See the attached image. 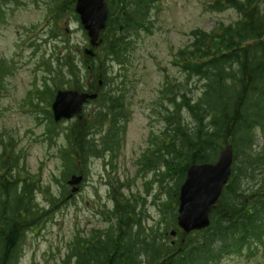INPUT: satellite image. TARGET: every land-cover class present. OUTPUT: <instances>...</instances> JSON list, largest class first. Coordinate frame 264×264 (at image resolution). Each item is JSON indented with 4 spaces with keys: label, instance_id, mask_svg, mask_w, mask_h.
Listing matches in <instances>:
<instances>
[{
    "label": "trees",
    "instance_id": "1",
    "mask_svg": "<svg viewBox=\"0 0 264 264\" xmlns=\"http://www.w3.org/2000/svg\"><path fill=\"white\" fill-rule=\"evenodd\" d=\"M23 1L0 0V22L8 15V5L21 6ZM51 1L49 16L54 25L48 35L57 39L65 34L61 24L65 16H74L77 22L80 18L76 0ZM107 1L109 20L101 33L102 44L94 49L95 56L83 51V65L65 41L60 53L43 57L37 64L47 75L30 96V108L40 109L48 121L43 137L52 141L60 123L52 110L58 92L74 89L98 95L92 102L99 104L93 116L75 119L66 133L67 145L60 151L63 186L68 194L72 176L85 173L91 148L88 139L105 140L106 148L119 139L126 144L128 76L124 71L113 74L111 65L126 69L135 36L152 31L153 14L162 0ZM206 2L207 11L234 9L239 19L217 21L211 31L198 28L191 32V41L179 48L173 60L186 79L167 76L160 103L153 107V115L164 127L150 134L148 153H139L137 173L145 178L154 172L149 175L146 193L157 188L154 204L158 223L144 227L143 221L150 215L147 198L138 192L134 202L124 199L119 207L105 211L108 227L75 240L62 264H220L230 253L248 259L264 255V147H254V130L264 125V0ZM5 68H0V80ZM194 79L204 85L197 98ZM4 89L0 84V94ZM228 143L235 152L233 175L212 211L211 225L185 238L177 221L180 190L188 170L194 164L216 162ZM21 164L14 141L3 142L0 264H18L26 233L41 226L49 214L35 201L40 184L28 179L32 176L22 177ZM174 232L178 239L173 238Z\"/></svg>",
    "mask_w": 264,
    "mask_h": 264
},
{
    "label": "rangeland",
    "instance_id": "2",
    "mask_svg": "<svg viewBox=\"0 0 264 264\" xmlns=\"http://www.w3.org/2000/svg\"><path fill=\"white\" fill-rule=\"evenodd\" d=\"M206 3V0H162L153 14L152 31L135 36V48L126 69L116 63L111 65L113 74L124 71L128 76L126 110L130 122L123 138L127 140L129 151L140 153L146 149L150 134L164 127L152 110L160 103L167 76L174 80L186 79L173 60L179 48L191 41V32L198 28L211 31L217 21L230 23L239 19L234 9L209 12L205 9ZM51 5V0H24L21 6L8 5V15L0 22V68L6 66L0 80L5 87L0 94V148L3 142L14 141L15 150L21 156L24 171L21 175L32 176L28 179L40 184L35 191V201L49 212L41 226L26 233L18 264H62L75 240L90 237L94 230L108 227L104 205L109 203L110 181L103 168V159L93 160L90 181L84 183L83 189L74 195L76 200L71 201L73 198L67 191L65 193L63 186L64 164L60 151L67 145L66 133L71 131L75 119L55 126V139L48 141L43 137L48 121L40 109L30 108V96L33 97L37 87L43 85L47 75L37 65L41 59L60 53L65 47L64 42L69 41L84 65L82 52L89 45V37L74 16L64 17L61 23L63 37L49 39L48 32L54 25L49 16ZM203 86L202 80L194 79L192 88L196 98L202 93ZM98 106V103L88 104L83 117L85 114L93 116ZM254 136L255 149H262L264 125L255 128ZM127 156L125 153L121 162L125 164L120 169L128 172ZM240 160L242 155L238 165ZM144 182L145 178H140L137 186L138 192L147 198L150 218L145 219L143 225L149 229L160 219L154 204L158 193H155L157 188L146 193ZM170 241L172 239L167 240ZM220 264H264V255L248 259L245 255L230 253Z\"/></svg>",
    "mask_w": 264,
    "mask_h": 264
},
{
    "label": "water",
    "instance_id": "3",
    "mask_svg": "<svg viewBox=\"0 0 264 264\" xmlns=\"http://www.w3.org/2000/svg\"><path fill=\"white\" fill-rule=\"evenodd\" d=\"M76 2V12L92 46L86 49L85 53L88 56H95L93 49L102 44L100 35L106 29L109 19L107 0H76ZM96 98L97 94L80 93L77 90H60L53 103L56 122L71 120L81 115L85 104ZM233 165L234 147L226 144L216 162L194 164L189 168L179 196L178 224L185 235L209 228L212 211L231 179ZM82 180V176H73L69 184L79 185Z\"/></svg>",
    "mask_w": 264,
    "mask_h": 264
},
{
    "label": "flooded vegetation",
    "instance_id": "4",
    "mask_svg": "<svg viewBox=\"0 0 264 264\" xmlns=\"http://www.w3.org/2000/svg\"><path fill=\"white\" fill-rule=\"evenodd\" d=\"M90 143V147L88 148V160L87 164L84 170V181L83 185L81 186V190L84 187V183H88L91 179V171H92V163L95 158L103 159V168L105 169L106 173L109 175V185H110V190H109V198L108 201L109 203H106L104 205L105 209H111L114 210L115 208L119 207V203L124 201V199L131 200V202L135 201V195L138 193V184L140 180V175L137 173L138 168H139V162H138V156L139 152H136L134 150L129 151L127 148V141L126 144L124 145L125 141L122 139H119L118 141L115 142V144L110 147L106 148L105 140L98 139V138H90L88 139ZM150 141H148L149 143ZM147 148L142 150V152L148 153ZM125 153L128 155L129 161L126 163L128 164V172L121 170L120 166H123L125 162H122V158L125 157ZM102 162V161H101ZM126 168V167H125ZM119 169V170H118ZM154 172L152 171L149 173L151 176ZM77 175V174H76ZM149 175L145 177V186H146V180H149ZM149 183V182H148ZM74 187H71L69 190L70 197L73 199L71 201L76 200V196L72 195ZM152 189H155L152 188ZM151 189V190H152ZM117 195V198L115 197ZM179 236L178 234L174 239H178Z\"/></svg>",
    "mask_w": 264,
    "mask_h": 264
}]
</instances>
